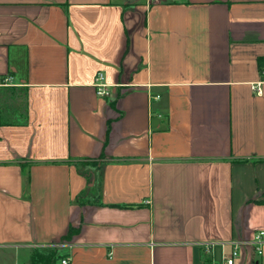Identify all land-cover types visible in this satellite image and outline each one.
I'll list each match as a JSON object with an SVG mask.
<instances>
[{
    "label": "crops",
    "instance_id": "0c3cea01",
    "mask_svg": "<svg viewBox=\"0 0 264 264\" xmlns=\"http://www.w3.org/2000/svg\"><path fill=\"white\" fill-rule=\"evenodd\" d=\"M261 66L264 0H0V264H263Z\"/></svg>",
    "mask_w": 264,
    "mask_h": 264
},
{
    "label": "built area",
    "instance_id": "2783aa9c",
    "mask_svg": "<svg viewBox=\"0 0 264 264\" xmlns=\"http://www.w3.org/2000/svg\"><path fill=\"white\" fill-rule=\"evenodd\" d=\"M149 3L158 2L159 0H147ZM12 84V77L8 74L0 75V86H9ZM93 86L95 93L99 97H108L111 94L109 85L105 82L104 75L101 72H97L94 77ZM252 91L256 96H264V67L260 70V77L254 81L251 85ZM154 96L153 98H157ZM263 231H259L250 242L257 253H261L260 246L262 245ZM244 241H232L230 244V250L228 254L224 255L220 262L212 261L210 264H235V260L238 257L239 248L245 244ZM212 244H204V251L206 253L211 252ZM60 264H71L68 257H63L60 260Z\"/></svg>",
    "mask_w": 264,
    "mask_h": 264
},
{
    "label": "trees",
    "instance_id": "16d2710c",
    "mask_svg": "<svg viewBox=\"0 0 264 264\" xmlns=\"http://www.w3.org/2000/svg\"><path fill=\"white\" fill-rule=\"evenodd\" d=\"M85 164L96 166V161H87ZM76 232L77 229L70 226L62 239H70ZM65 256L66 255L60 253V249L55 246L35 248L31 251L29 264H60V260Z\"/></svg>",
    "mask_w": 264,
    "mask_h": 264
},
{
    "label": "rangeland",
    "instance_id": "374dc122",
    "mask_svg": "<svg viewBox=\"0 0 264 264\" xmlns=\"http://www.w3.org/2000/svg\"><path fill=\"white\" fill-rule=\"evenodd\" d=\"M76 167H77V169H78L80 172H82V174L86 173L87 166H86L85 162H83V161H79V162L77 163ZM91 170H92V169H90V170H89L90 172H88V173H90V174H89L90 177L88 178V181H89V182H92L93 187H95V185H96V180H95V178H96V177H95V176H94V177L91 176ZM89 190H91V189L89 188L88 184H86L83 193L80 195V200H84L85 198H82V197H84V196L87 197V193L89 192ZM239 252H240V251H239ZM21 262H24L25 264H28V261L26 260V258H23V256L17 257L16 260H15V263H19V264H20Z\"/></svg>",
    "mask_w": 264,
    "mask_h": 264
},
{
    "label": "water",
    "instance_id": "95a60500",
    "mask_svg": "<svg viewBox=\"0 0 264 264\" xmlns=\"http://www.w3.org/2000/svg\"><path fill=\"white\" fill-rule=\"evenodd\" d=\"M263 264H264V262H263Z\"/></svg>",
    "mask_w": 264,
    "mask_h": 264
}]
</instances>
